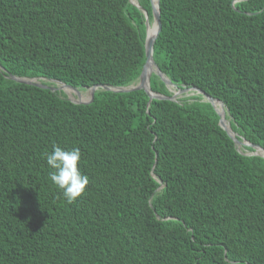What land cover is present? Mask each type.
<instances>
[{
	"label": "trees",
	"instance_id": "obj_1",
	"mask_svg": "<svg viewBox=\"0 0 264 264\" xmlns=\"http://www.w3.org/2000/svg\"><path fill=\"white\" fill-rule=\"evenodd\" d=\"M158 8L161 73L264 149V0ZM144 39L129 0H0V264H264V158L238 152L201 95L97 90L78 105L7 78L126 87ZM149 86L173 95L155 74ZM53 144L81 151L89 183L72 204L49 179Z\"/></svg>",
	"mask_w": 264,
	"mask_h": 264
},
{
	"label": "water",
	"instance_id": "obj_2",
	"mask_svg": "<svg viewBox=\"0 0 264 264\" xmlns=\"http://www.w3.org/2000/svg\"><path fill=\"white\" fill-rule=\"evenodd\" d=\"M150 2V7H151V15H152V21L150 22L149 21V16H148V13L147 11L142 8L140 6V4L138 3L137 0H134V1H131L129 0V3L136 7L143 15V19H144V26H145V39H144V50H145V62L142 66V70H141V73L138 77V80L136 83L134 84H131L129 86H126V87H111V86H106V85H98V86H92V87H89V88H85L83 90H88V89H91V93H90V100H88L87 102H80V101H73L71 100L70 98L67 97V100L74 103V104H82V105H87L89 103L92 102L93 98H94V93L95 91L97 90H103V91H110V92H113V93H128V92H131V91H137V90H143L149 97V101H148V104L149 102L152 100V99H168L170 101H176V98H177V95L173 93V95L171 97H162L158 94H155L151 91L150 89V86H149V79H150V76L151 74H155L157 76V78L160 80V82H162L169 90H172V89H175V85L172 84L168 78H166L162 73L161 71L159 70L158 66L156 65V63L154 62L153 60V45H154V42L157 38V36L159 35V32L161 30V21H160V14H159V8H158V3H159V0H156V9L153 5V2L152 0H149ZM153 22H156L157 25H158V28H157V32L155 33V35L153 36V38L149 39L148 38V27L153 23ZM149 65H152L153 66V69L151 70V72L149 73L148 76L145 75V71H146V68L147 66ZM7 78H9L10 80L16 82V83H20V84H25V85H30V86H34V87H37V88H42V89H49L50 91L52 92H56V88L54 87H48L46 86L42 81H45L43 79H27V78H18V77H14V76H7ZM50 82H53V83H59V84H62L58 81H54V80H49ZM66 87H70V86H67L65 84H62ZM70 88H73V89H77V88H74V87H70ZM185 89H189L191 90L192 92V95L193 94H197V95H201L203 100L210 103L212 108L214 109V111L216 112V114L218 115V118H219V122H218V125L219 127L229 136V138L232 140L235 148L237 149L238 147H242V148H246V147H249L251 148L253 151H251V154L252 155H256V156H261L264 158V154H258L254 147L256 145H253L251 143H248L247 141L245 140H238L237 139V135L231 130L230 128V124H229V129L228 128H225L223 125H222V119H221V115L219 114V112L216 110L215 108V102H219L211 97H209L206 93H204L203 91L199 90L198 88H195V87H183L179 90H177V92H181V91H184ZM78 90V89H77ZM222 107H223V110H224V113H225V116L227 114V110L225 109V107L223 106V104L221 102H219ZM246 145H244V143ZM257 147V146H256ZM259 147V146H258ZM261 148V147H259ZM261 150L264 152V149L261 148ZM238 151V150H237ZM239 152V151H238ZM250 156V155H248ZM162 187V185L160 186V188Z\"/></svg>",
	"mask_w": 264,
	"mask_h": 264
},
{
	"label": "clouds",
	"instance_id": "obj_3",
	"mask_svg": "<svg viewBox=\"0 0 264 264\" xmlns=\"http://www.w3.org/2000/svg\"><path fill=\"white\" fill-rule=\"evenodd\" d=\"M44 158L51 169L49 172L51 183L62 192L68 204L76 202L89 183L88 176L79 167L80 149L78 147L64 149L53 144L52 151L44 153Z\"/></svg>",
	"mask_w": 264,
	"mask_h": 264
},
{
	"label": "rangeland",
	"instance_id": "obj_4",
	"mask_svg": "<svg viewBox=\"0 0 264 264\" xmlns=\"http://www.w3.org/2000/svg\"><path fill=\"white\" fill-rule=\"evenodd\" d=\"M53 86H54V88L57 89L56 90L57 93H61V94L65 95L66 97L70 98L73 101H85V102H87L88 100H90V94L88 93V90H83V89L82 90H77L76 89L75 91L69 90V92H70L69 93L66 90H64L63 86L61 84H59V83H53ZM170 91H172L176 95L178 94V92H176L174 90H170ZM196 95L197 94H193L192 95V93H190V92L189 93H182V94H178L176 99L188 98V97L196 96ZM86 96H88V100L86 99ZM226 120L229 123V119L226 118ZM237 150L241 154L252 155L251 151L249 152V151L245 150V148L238 147Z\"/></svg>",
	"mask_w": 264,
	"mask_h": 264
},
{
	"label": "bare ground",
	"instance_id": "obj_5",
	"mask_svg": "<svg viewBox=\"0 0 264 264\" xmlns=\"http://www.w3.org/2000/svg\"><path fill=\"white\" fill-rule=\"evenodd\" d=\"M133 1H134V0H133ZM152 2H153V5H154V7H155V9H156V0H152ZM157 28H158V25H157L156 22H153V23L148 27V38H149V39L153 38V36H154L155 33L157 32ZM152 69H153V66L148 64V66H147V68H146V71H145V75L148 76ZM61 85H62V84H61ZM62 86H63L64 90H66L67 92H69L68 89H70V90H72V91H75V90H76V89H71V88H69V87H66V86H64V85H62ZM67 88H68V89H67ZM172 90L176 91L175 89H172ZM176 92H177V91H176ZM186 92H190V93H192L191 90H189V89H185L184 91L178 92V94H182V93H186ZM69 93H70V92H69ZM88 93H89V94L91 93V89H88ZM178 94H177V95H178ZM88 96H89V95H88ZM88 96H86V99H87V100H88ZM87 100H86V101H87ZM80 102H85V101H80ZM214 105L217 106V107L215 106V108H216V110L219 112V114L221 115V119H222V124H223V126H224L225 128H228V129H229V123H228V121H227L226 118H225V113H224V110H223L222 105H221L219 102H215ZM254 149H255V151H256L258 154H264V152H262V151H261L260 149H258L256 146L254 147Z\"/></svg>",
	"mask_w": 264,
	"mask_h": 264
}]
</instances>
